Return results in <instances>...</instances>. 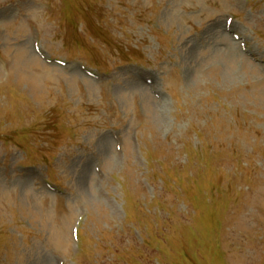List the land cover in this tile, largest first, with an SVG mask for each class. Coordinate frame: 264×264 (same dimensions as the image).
I'll return each instance as SVG.
<instances>
[{"label": "rangeland", "instance_id": "rangeland-1", "mask_svg": "<svg viewBox=\"0 0 264 264\" xmlns=\"http://www.w3.org/2000/svg\"><path fill=\"white\" fill-rule=\"evenodd\" d=\"M0 264H264V0H0Z\"/></svg>", "mask_w": 264, "mask_h": 264}]
</instances>
